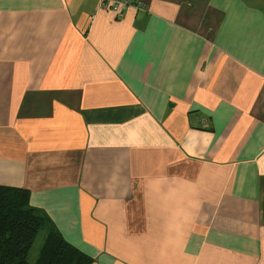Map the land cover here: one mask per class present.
I'll list each match as a JSON object with an SVG mask.
<instances>
[{
    "label": "crops",
    "instance_id": "1",
    "mask_svg": "<svg viewBox=\"0 0 264 264\" xmlns=\"http://www.w3.org/2000/svg\"><path fill=\"white\" fill-rule=\"evenodd\" d=\"M0 0V185L91 264H264V0Z\"/></svg>",
    "mask_w": 264,
    "mask_h": 264
},
{
    "label": "trees",
    "instance_id": "2",
    "mask_svg": "<svg viewBox=\"0 0 264 264\" xmlns=\"http://www.w3.org/2000/svg\"><path fill=\"white\" fill-rule=\"evenodd\" d=\"M28 197V190L0 185V264H91V257L69 244ZM39 233L43 234L41 247L34 262H29Z\"/></svg>",
    "mask_w": 264,
    "mask_h": 264
},
{
    "label": "built area",
    "instance_id": "3",
    "mask_svg": "<svg viewBox=\"0 0 264 264\" xmlns=\"http://www.w3.org/2000/svg\"><path fill=\"white\" fill-rule=\"evenodd\" d=\"M134 0H99L100 7H108L117 15H121L125 8L129 6H136Z\"/></svg>",
    "mask_w": 264,
    "mask_h": 264
},
{
    "label": "rangeland",
    "instance_id": "4",
    "mask_svg": "<svg viewBox=\"0 0 264 264\" xmlns=\"http://www.w3.org/2000/svg\"><path fill=\"white\" fill-rule=\"evenodd\" d=\"M42 239H43V234L39 233V235L37 236V238L33 242L32 247L30 249V252L28 254L29 262H34V260L36 259V256H37L39 249L41 247Z\"/></svg>",
    "mask_w": 264,
    "mask_h": 264
}]
</instances>
